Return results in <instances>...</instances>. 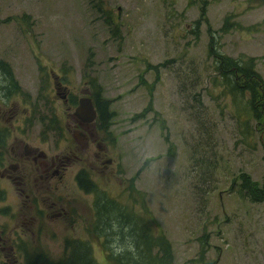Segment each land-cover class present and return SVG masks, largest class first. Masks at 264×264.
<instances>
[{
    "label": "rangeland",
    "instance_id": "1",
    "mask_svg": "<svg viewBox=\"0 0 264 264\" xmlns=\"http://www.w3.org/2000/svg\"><path fill=\"white\" fill-rule=\"evenodd\" d=\"M100 2L102 13L97 0H0V60L11 65L22 89L31 94L29 103L23 99L26 92L8 96L0 90V108L5 111L0 122L10 127L9 140L17 136L13 143L26 140L48 151L69 144L72 148L65 104L57 97L53 76L79 92L96 76L101 96L110 100L109 109L115 111L109 126L115 139L107 142L115 175L101 189L110 196L121 193L126 179L138 170L135 188L146 194L147 205L171 242L172 264L212 260L216 264H264V201L253 202L228 190L238 171L256 182L262 179L263 152L256 134L264 119L255 122L250 117L252 137L237 123L224 85L213 86L212 80L220 78L209 53L213 36L207 33L209 28L220 35L219 49L224 55L255 56L254 68L264 81V0ZM202 7L205 14L200 16ZM105 10L112 23L120 26L122 38L113 37L103 24ZM226 13H230L229 21L241 27L233 25L223 34L219 27ZM23 15L34 23L33 33H25V21L7 20ZM149 94L152 108L165 120L166 131L151 112L132 119L144 110ZM32 108L34 113L28 118ZM12 110L16 111L13 115ZM80 167V163L72 165L67 181L82 205L79 225L74 229L52 225L40 233L36 228L35 236L18 226L9 243L18 258L12 264H33L37 253L44 255L37 262L43 258L60 261L71 238L92 243L96 260L105 262L103 247L93 239L87 221L96 193H86L77 185L74 172ZM16 187L12 180L0 177V188L5 191L0 199V230L7 236L21 208L16 203L22 204L25 197L17 199ZM11 206L5 213L4 208ZM203 233L207 241L200 239Z\"/></svg>",
    "mask_w": 264,
    "mask_h": 264
},
{
    "label": "trees",
    "instance_id": "2",
    "mask_svg": "<svg viewBox=\"0 0 264 264\" xmlns=\"http://www.w3.org/2000/svg\"><path fill=\"white\" fill-rule=\"evenodd\" d=\"M97 8L102 13L101 2L97 0ZM107 14L103 22L104 25L108 27V31L113 37L122 38L120 35V26L112 23L110 19V14L108 10L104 11ZM202 16L205 14L204 7L201 8ZM230 13H226L223 25L219 27L221 33L226 34L229 27L236 26V28L241 27L240 23L237 21L232 22L228 20ZM8 21L15 20L17 22L25 21L26 30L25 33H33L34 23L30 21L29 15L8 17ZM193 22L199 24L198 19H194ZM192 31L194 34L195 29L190 28L189 32ZM207 33L213 37L209 39V53L214 58L213 70L218 74L219 80L213 79V86L224 85L225 93L228 96H231V104L233 105V114L237 117V123L242 125L245 129V133L250 137L253 136L254 132L248 129V122H250V117L255 120V122L264 119V81L260 78L259 72L254 68L255 56H247L244 53L235 58L230 55H224L223 52H220L221 45L218 41L220 35H216V30L210 31L207 29ZM216 37V38H215ZM215 38V41L212 39ZM0 71L3 73V81L6 86L3 90L8 94V96L14 95H25V91L20 86L16 76L12 70L11 65L5 60H0ZM1 75V74H0ZM2 78V76H1ZM90 84L93 87L94 99L99 108V120L98 123L101 126V129H104L109 133V139L107 141H113L115 139L114 134L111 133L109 126L110 118L112 115H115V111L109 109L110 100L104 99L100 91L102 87L99 85L98 78L94 76ZM151 87L149 88L150 91ZM150 97V94H149ZM152 98L150 97L147 101L144 110L140 113H134L132 119L136 116L144 118L146 113L151 112L152 118L161 122V129L166 131V123L163 118L159 115V111H156L152 108ZM261 128L257 134V140H259L261 150L263 152L262 159L264 162V120L261 123ZM109 129V131H108ZM8 137V127L3 125L0 122V146L5 144ZM168 134L164 135V140L168 144L170 151L171 144L168 140ZM148 159L141 164L139 168H143ZM138 174V170L132 176H129L126 181L128 182L127 186L121 193H116L112 195L109 200L108 214L104 219V227L99 225H94L93 229V239L96 243L103 247L106 257L104 258L105 262L97 261L94 256V245L92 243H85L78 241L74 238L67 239L65 245L67 246L68 252L63 256L60 261H52L49 258L40 259V262H37V259L43 257V253H37L36 258L32 256L34 260H31L33 264H172L174 254L172 253L171 242L168 241L164 229L161 228L156 217L151 211L150 206L146 203V194L143 190L135 188V178ZM262 179L259 181H254L248 175V173L243 171H238L228 186V190H236L243 198H248L253 202L264 201V172L262 174ZM126 196L124 201L122 197ZM2 198V190L0 188V199ZM116 221L121 226V243H124V236H130L133 238L135 243L136 250L139 256V259H133L132 254L125 252L124 255L120 257H113L108 248V244L111 242V238L116 235L115 233L111 234L107 232L106 229H110L112 222ZM125 226H130V231L124 233L123 229ZM110 237V241L109 238ZM208 236L203 233L200 235V239L207 241ZM119 243V242H118ZM206 248V246H205ZM204 248L200 247L199 252L201 255ZM76 255L74 258L73 256ZM206 262V261H205ZM207 263V262H206ZM207 264H216L212 260V263Z\"/></svg>",
    "mask_w": 264,
    "mask_h": 264
},
{
    "label": "flooded vegetation",
    "instance_id": "3",
    "mask_svg": "<svg viewBox=\"0 0 264 264\" xmlns=\"http://www.w3.org/2000/svg\"><path fill=\"white\" fill-rule=\"evenodd\" d=\"M53 77L57 97L65 104L68 117L65 126L72 134L70 140L74 146L71 148L69 144L62 150L48 151L43 146L31 144L26 140L13 143L18 137L10 141L11 129L5 124L8 126V137L6 143L0 146V171L2 169L0 177L12 180L17 185V199L25 197H22V204L16 203L21 208L16 213L15 226L10 231V236L0 230V248L3 254V258L0 257V264H12L13 260L18 259L13 253L12 246H9L12 235L18 232L16 230L18 226L25 229L24 233L31 231L35 236L36 232L33 230L36 228L40 233L44 228L52 225H70L73 229L79 225V209L82 205L78 195L67 183L68 177L72 175V165L75 163L82 165L74 172V179L79 188L86 193H96V200L91 206V215L87 219L91 228L94 229V225L104 227L103 222L108 214L107 205L112 196L106 194L101 186L107 183L108 177L115 175V160L107 155V139L110 135L101 129L98 123L99 108L93 96V87L91 84L87 85L79 92L71 88L69 83L61 82L60 76ZM83 80L89 82L85 78ZM25 92L27 96L23 99L31 103V94ZM84 97L92 98L97 110V117L92 122L81 121L74 114L80 99ZM34 110L32 108L28 118L32 116ZM4 112L0 108V116ZM11 112L12 115L16 113L15 110ZM13 159H17L21 164L17 161L13 162ZM35 191L40 194H33ZM4 192L2 190V197ZM12 208L13 206L5 207V213L10 212ZM7 242L8 246H3Z\"/></svg>",
    "mask_w": 264,
    "mask_h": 264
},
{
    "label": "clouds",
    "instance_id": "4",
    "mask_svg": "<svg viewBox=\"0 0 264 264\" xmlns=\"http://www.w3.org/2000/svg\"><path fill=\"white\" fill-rule=\"evenodd\" d=\"M107 232L115 233L112 237L111 242L108 244V248L113 257H120L124 255L125 252H129L132 254L133 259H139L135 243L133 242V238L130 236H124V243H121V226L113 221L111 228L106 229ZM130 231V226H125L123 232L126 234ZM119 242V243H118Z\"/></svg>",
    "mask_w": 264,
    "mask_h": 264
},
{
    "label": "water",
    "instance_id": "5",
    "mask_svg": "<svg viewBox=\"0 0 264 264\" xmlns=\"http://www.w3.org/2000/svg\"><path fill=\"white\" fill-rule=\"evenodd\" d=\"M75 116L78 117L81 121L92 122L97 117V110L93 104L92 98L84 97L80 99V103L75 110Z\"/></svg>",
    "mask_w": 264,
    "mask_h": 264
}]
</instances>
